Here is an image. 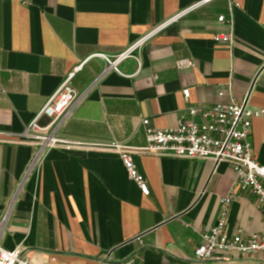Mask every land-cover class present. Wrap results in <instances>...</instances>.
<instances>
[{"label": "crops", "instance_id": "0c3cea01", "mask_svg": "<svg viewBox=\"0 0 264 264\" xmlns=\"http://www.w3.org/2000/svg\"><path fill=\"white\" fill-rule=\"evenodd\" d=\"M203 1L0 0L3 249L20 248L32 264H94L104 258L132 264H259L264 259L219 252L212 261L196 260L202 234L217 224L221 200L231 192L228 233L262 230L256 198L234 188L236 174L227 163L135 156L150 189L144 196L117 154L54 149L41 166L31 167L35 149L18 142L80 65L71 86L79 93L91 91L61 129L69 140L143 149V120L151 128L175 129L181 119H191L190 108L202 111L232 100L264 110V0ZM163 25L135 52L142 58L138 75L105 73L101 55L117 56ZM228 32L232 45L215 41ZM118 68L131 76L138 65L128 59ZM48 122L46 116L40 120L43 126ZM250 142L264 165V116L254 119Z\"/></svg>", "mask_w": 264, "mask_h": 264}, {"label": "built area", "instance_id": "2783aa9c", "mask_svg": "<svg viewBox=\"0 0 264 264\" xmlns=\"http://www.w3.org/2000/svg\"><path fill=\"white\" fill-rule=\"evenodd\" d=\"M210 0H205L208 2ZM202 3L184 10L174 19L186 15ZM232 10V8H231ZM173 19V20H174ZM172 21V20H171ZM219 22L225 23L226 18L221 16ZM230 26V25H229ZM165 25L155 28L133 44L125 52L117 56L101 55L109 71H115L124 77H134L142 71V58L135 55L145 43L164 29ZM233 33L219 34L215 37L217 43L232 45ZM133 59L138 68L134 75H126L118 68L124 61ZM187 61L180 62L185 66ZM189 64V63H188ZM71 73L60 88L51 96L43 109L26 126L23 133L19 134V143L32 146L35 155L31 167L41 166L47 152L60 150H73L78 148L99 149L117 154L127 171L129 178L138 186L144 196L150 195L147 180L139 172L134 157L142 154L172 157L189 160H212L216 164L227 163L236 174L234 188L241 193L253 195L263 217L262 230L259 233L245 236L242 232L230 235L227 231V221L231 205L234 201V193L221 200V215L217 224L209 231L202 234V243L196 249V260L199 263L212 261L219 252L238 253L248 258H255L258 254L264 255V165L260 164L250 142L253 121L264 116V110H254L247 107V101L238 102L232 100L230 104L215 105L211 108L199 111L197 108L188 110L190 120L181 119L175 129L159 130L149 126V120L142 123L146 131V148H132L122 144H93L62 138L60 132L75 110L87 100L91 88L84 92H77L71 86V80L76 72ZM102 77V76H101ZM219 95H222L220 93ZM186 99L189 91H184ZM46 116L48 124H40L42 117ZM201 120L197 122L195 117ZM7 216L0 221V227L4 228ZM0 264H32L23 256L20 248L5 250L0 246ZM43 264H51L50 260ZM94 264H132L131 261L112 263L107 258ZM264 264V259L259 262Z\"/></svg>", "mask_w": 264, "mask_h": 264}]
</instances>
